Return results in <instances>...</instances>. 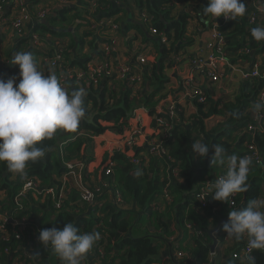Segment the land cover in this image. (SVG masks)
I'll list each match as a JSON object with an SVG mask.
<instances>
[{"label":"trees","instance_id":"16d2710c","mask_svg":"<svg viewBox=\"0 0 264 264\" xmlns=\"http://www.w3.org/2000/svg\"><path fill=\"white\" fill-rule=\"evenodd\" d=\"M91 1L76 0L74 4H70L71 6L66 5L58 9L57 15L51 20L66 23L64 27L56 29L41 23L35 28V32L38 33L69 38L62 52L63 61H56L53 67L46 63L38 68L46 75L55 73L58 78L60 70L69 75L66 83V90L69 92L84 88L86 114L76 131L57 130L53 138L39 142L37 146L44 148L46 155L35 163L28 162L25 176L16 174L12 179L14 174L9 171L6 163L0 162V191L5 195L4 199L0 200V213L11 220L5 224L6 233L11 235L17 229V226L11 223L13 220L22 217L29 222L32 220L20 238L11 237L9 241H4L0 232V264H61L52 248H45L38 240V235L42 229L53 227L62 229L68 222H72L81 232L100 233V240L82 264H213L214 256L209 249L212 243L209 230L215 228L219 221L228 215V202L213 199L212 191L208 196V202L202 204L196 194L207 181L214 183L225 170L216 165L209 168L213 155L211 149L208 156L201 159L196 156L191 146L195 141L209 145L222 144L228 154L242 156L245 143L255 144L261 162H252L247 190L237 193L234 206L239 209L245 207L250 200L264 197V115L261 122L256 125L257 131L252 132L247 128L253 121L252 106L257 102L259 91L264 87V79L258 77L243 79L233 100L221 101L219 109L218 102L212 100L210 91L206 89L207 102L202 104L195 101L196 114L193 119L172 128L170 137L165 141L167 153L158 159L163 165V177L158 176L156 168L155 175L149 176L150 165L146 168L143 158L135 165L131 161V156L127 157L118 152H114L100 170L89 171V164L93 159L92 137L105 131L122 133V130L128 127V120L135 109L145 108L148 115L153 117L152 125L157 127L158 121L155 117L158 115L165 117V113L157 115L155 111L159 100L164 97L165 87L169 82L165 67L172 66L171 56L176 60L184 47L191 44V40H186L184 36L190 15L179 13L172 17L173 0H96L94 13L89 14ZM208 2L209 0H201L200 5L192 11L202 21L218 22L217 31L221 36L223 56L233 63L241 62L248 65L261 56L260 68L263 72L264 41H255L251 36V29L264 26V11L255 12L256 21L249 27V14L254 7L246 5V13L235 21L223 20L222 16L218 18L204 16L203 9ZM261 3H264V0H261ZM133 8L138 13L147 14L151 26L157 32L166 35L165 43L160 42V37L151 38L156 44V56L152 60L143 65L131 63V69L140 75L142 86L137 93L133 90L136 83L129 84L125 79H118L116 75L104 77L96 84L85 80L77 81L73 70L84 69L92 58L83 54L84 38L87 35L83 33L77 36L78 30L104 17L113 18L119 14L125 17L129 14V20L119 18L123 20L124 28L119 24L118 32L122 34L135 28L144 37H148L143 26L134 18ZM119 20L115 22L119 23ZM96 40L97 38L93 37L90 42L92 50L96 49V43L93 44ZM57 42L52 44L49 50L39 48L30 52L34 58L42 55L44 58L52 59L59 45ZM245 48L248 50L246 53ZM99 54L100 56L96 54L95 56L99 58L98 60H103V53ZM192 56L189 54L191 62L195 58ZM12 77H16V80L22 78L19 65H12V60L8 64L0 61V79L7 81ZM233 113H238L239 118H235ZM212 114L225 115V122L210 131H205L204 119ZM235 141L236 145L232 147ZM138 153L139 151H135L132 156H138ZM73 160L84 164L83 177L91 188L99 180L107 184L95 194V204H89L75 188L66 191V198L59 209L54 206L56 199L52 198L51 194L45 197L34 196L32 191L27 193L29 201L33 202L32 205H29L26 197L20 200L22 208L15 204L14 198L27 178H32L41 188L51 187L57 195L60 186L57 179L64 170V163ZM109 161H112L114 166L110 173L105 174V164ZM137 170L142 173L139 177L136 175ZM116 192L120 193L126 206L116 205L114 198L110 196L111 194L114 197ZM156 195L163 199L162 206L154 205ZM225 223L226 220L215 232L220 240L222 237L219 234ZM30 224L34 228H31ZM142 225H149L153 231L141 229ZM176 233H180L178 239L173 241L172 238L169 241V237H175ZM243 242L244 240L233 242L227 247L221 255V264H245L246 261L239 255ZM172 244L175 257L172 254L162 255V250ZM178 252L184 255L179 257L176 254ZM249 256L254 257L255 264H264V251L252 249Z\"/></svg>","mask_w":264,"mask_h":264},{"label":"clouds","instance_id":"9594fccd","mask_svg":"<svg viewBox=\"0 0 264 264\" xmlns=\"http://www.w3.org/2000/svg\"><path fill=\"white\" fill-rule=\"evenodd\" d=\"M246 11V3L241 0H209L203 14L235 21ZM138 19L149 34L161 38L160 34L151 33L139 16ZM120 36L117 31L116 38ZM251 36L255 41H264V26L252 28ZM116 46L117 41L114 48ZM103 55L104 59L111 58L114 65L120 62L114 57V49L108 55L103 49ZM173 61H176L174 57ZM12 65H19L22 78L18 84L16 77L7 81L0 79V162L6 163L10 172L23 177L28 162L35 163L46 155L45 149L37 146L39 142L53 138L57 130H77L86 114V93L84 88L69 92L55 73L46 75L40 71L31 52L14 53ZM252 108L254 112H264V102H256ZM233 116L239 118L238 113H233ZM191 147L201 159L207 157L211 149V166L216 165L225 170L212 185L213 199L229 202L231 196L247 190L251 157L228 154L222 144L209 145L195 141ZM141 174L137 170V177ZM228 216L222 229L228 238L240 240L246 235L251 249L264 250V199L250 200L245 207L232 209ZM100 238L99 232H81L72 222L66 223L62 229H42L38 235V240L45 248H52L61 264H82ZM248 264H255L254 257H248Z\"/></svg>","mask_w":264,"mask_h":264},{"label":"crops","instance_id":"0c3cea01","mask_svg":"<svg viewBox=\"0 0 264 264\" xmlns=\"http://www.w3.org/2000/svg\"><path fill=\"white\" fill-rule=\"evenodd\" d=\"M75 1L76 0H26L31 19L25 22L24 27L20 32H16L12 27V20L19 13L16 0H0V61L8 64V62H11L14 53L18 51L30 52L33 49L39 48H42L43 50H49L52 44H56L57 41V44H67L69 41L68 37L57 38L56 36H51L48 33H38L35 32V28L41 23H45L47 26H52L56 29L64 27L66 23H60L56 21V24V22L51 19L57 15L58 9L66 5L71 6L70 4H74ZM243 2H245L246 5H250L251 7H258V11H261L260 8L264 11V3H261V0H244ZM200 3L201 0H173L171 6L172 17H176L179 13H188L190 15L187 21L184 36L186 40H191V44L184 47L185 49L178 57H176V61L172 64V66L169 67L166 65L165 73L168 75L169 82L166 84L164 97L159 100L157 106L155 107L156 114L158 115L160 110L169 104L170 100L174 99L176 102H178V105L181 108L187 123L191 121L193 116L196 114V106L192 101L183 96L181 85L184 81H186V79H195L202 86H205L207 90L210 91V97H212V100L218 102L217 109H219L222 104L221 101H231L238 93L240 84L243 81L241 69H246L248 66V63H233L230 60L229 63L233 65V67L219 63V69L225 73V77L221 78V80L215 83H212L208 78L203 77L202 74L191 71L192 65L189 54H192V57L200 55L201 58L207 59L210 54V49H208L206 45L207 43H214V30H217L216 23L218 24L216 21H202L197 17L196 13L192 11V9L196 8L198 5H200ZM41 11H45V16L42 18L38 16V13ZM132 12L134 14V18L139 21L137 15L138 12L134 8ZM128 15L129 14H126L125 17H122V15L119 14L113 16L111 19H115V21L119 20V18H122L123 20H129L130 16L128 17ZM42 20L45 22H41ZM123 20H119L120 25L123 23ZM143 28L145 34L148 35V37H144L135 28H131L126 33H122L121 36L118 37L117 46L114 48V57L117 61L126 59L130 63L133 61L137 62L136 56L141 52L148 59L155 56L154 47H156V44H154L151 38L156 36L149 34L148 29L144 25ZM83 33H86L87 35L84 38L85 44L83 47V54H86L87 57H92L90 61L98 60L99 58L95 56V54L100 56L99 52L103 53L104 41L103 39L101 40V36H105L102 35V32L99 28L91 29L86 26H83L78 30L77 36H81ZM88 33H90V35H88ZM93 37L97 38L96 42H93V44L96 43V49L94 50H92L89 46ZM100 40L101 42L99 43ZM171 57L173 59V56ZM257 58L262 57L258 56ZM35 59L38 62V67L46 63L45 58L42 55L36 56ZM235 67H240V69ZM141 86V81H137L136 85L133 87L134 92L137 93ZM152 119L153 117L148 115V112L145 108H138L135 109V112L129 118V125L122 130V133L105 131L97 136L92 137L93 159L89 164V171L95 172L100 170L103 167L104 162L111 155H113L114 152L122 153L125 156L130 157V155H132L135 151H139L138 157L143 158L145 167L149 168L150 165V168L148 169V175L154 176L156 168L158 170V176L160 175L163 177V165L158 161V159L164 156L157 153H151L149 151L150 144L148 143V140L156 136L157 129L152 125ZM224 122L225 115L212 114L204 119L205 131H210L215 126L223 124ZM137 128L140 129V134L134 135L132 144L128 146L126 141L131 135H133V131ZM238 135L240 136V132H238ZM234 145H236V141L231 146L233 147ZM230 150L231 149H229V151ZM60 151L61 147L59 148V152ZM196 156L198 155L196 154ZM156 164L158 165L156 166ZM212 167L213 166H209V168ZM13 174L14 175L12 179H14L16 176L15 173ZM57 180L59 183H61L64 178L60 175ZM32 195L34 194L32 193ZM4 197L5 195L0 191V200L4 199ZM25 197L28 201L30 200L27 194L23 198ZM154 199V204L162 206L164 203L163 199L158 195ZM259 199H264V197H260ZM32 204L33 202L29 201V205ZM126 205L127 204L124 206ZM230 211L231 210L228 211V214ZM2 215L3 214L0 213V217H2ZM225 218L227 222L229 216L227 215ZM179 234L180 233H176L173 241H175L176 238L178 239ZM219 235L222 237V240H220L215 233L217 244L215 246L216 249L214 254L211 253L214 256L213 264H221V255L225 252L227 247L231 246L233 242L237 243L239 241L245 240L246 238V235H244L242 240L235 241V239L228 238L227 233L223 230H221ZM161 254L165 256L172 254L175 257L174 245L172 244L169 248L163 249ZM176 254L179 257L184 255L183 253L179 252Z\"/></svg>","mask_w":264,"mask_h":264},{"label":"built area","instance_id":"2783aa9c","mask_svg":"<svg viewBox=\"0 0 264 264\" xmlns=\"http://www.w3.org/2000/svg\"><path fill=\"white\" fill-rule=\"evenodd\" d=\"M16 4L18 5L19 13L17 16L14 17L12 20V27L15 29L16 32H20L26 21L31 19L30 12L28 11V6L26 4V0H16ZM96 6V0H92L89 6V14H93ZM255 9L249 14V20H248V26L252 27L253 23L256 21V14L259 9L258 7H254ZM261 11H263L260 8ZM39 17L45 16V11H41L38 13ZM139 18L148 26L149 30L153 34H160L161 35V42H166V36L162 33H158L156 29L152 26H150V17H148L147 14L144 13H138ZM223 20H225L223 18ZM216 25H218L216 23ZM89 28L91 29H100L102 32L101 39L104 41V51L108 55L110 50L114 49V46L117 41V31L119 28V25L115 23L111 19L102 18L98 21H93L89 24ZM214 43H207L206 47L210 49V54L207 57V59H203L200 57V55H196L194 60L191 62V68L192 72H198L202 74L203 77L208 78L212 83L218 82L221 80V78L225 77V73L219 69V63L226 64L229 67H233L229 63V61L223 56V46L221 44V36L217 30H214ZM216 40V41H215ZM64 44H59L55 56L52 59H48L45 57L46 63L53 67L56 63V61H63V50ZM248 50L247 48L244 49V53H246ZM153 58L150 57L149 59L143 55L141 52L139 55L136 56V64L137 65H143L148 63ZM261 61L259 58L255 59L251 65L249 64L246 69H241V75L243 79H249V78H259L261 80L264 79V71L261 72ZM135 62V61H133ZM45 63V64H46ZM131 63L127 61L126 59L121 60L116 65L113 64L111 61V58L104 59V60H96V61H88V63L85 65L84 69H74L73 73L76 75L77 81L85 80L90 81L91 83L96 84L98 81H100L104 77H110L111 75H116L118 79H125L129 84L136 83L140 80V75L133 71L130 67ZM237 69H240V67H235ZM59 80L60 83L66 88V83L69 78V75L67 76L62 70L59 71ZM192 78V77H191ZM20 80H16V83L18 84ZM15 87V85H14ZM183 96L195 103H206L207 102V94H206V87L202 86L197 80L195 79H186L181 85ZM257 102H264V87L259 91V94L257 95ZM165 113V117H160L159 115L155 117L156 121H158L157 129H156V136L152 137L150 140H148L149 145V151L151 153H157L160 155H166V147H165V141L170 137V131L172 128H174L176 125L179 124H185L187 121L185 120V117L183 115V112L181 108L178 105V102H176L174 99L170 100L169 104H167L164 109H161L160 113ZM264 112H252L253 121H251L248 124V130L254 132L257 131L256 125L261 122V119L263 118ZM133 135L130 136V138L126 141L127 145L130 146L133 142L134 135L140 134V129H135L132 133ZM245 150L243 151V156H249L252 159L253 163H260L261 162V156L259 153V150L257 146L253 143L250 144H244ZM131 156V161L138 165L140 162V158L138 156ZM114 166V163L112 161H109L105 164V174H108L112 171V168ZM83 170H84V164L81 161L73 160V161H66L64 163V170L61 174V176L64 178V180L60 183V186L58 187L57 195H55L54 190L51 187L41 188L39 187V184L34 181L32 178H27L24 180L21 190L18 192V194L14 198V202L17 206H20L22 208V205L20 203L21 198H23L29 191H32L34 195H41V197H45L47 194H51L52 198H55L54 206L59 209L61 206L62 201L66 198V191L69 188H75L77 191L80 192L83 199H85L89 204H95V194L99 193L103 187H106L107 184L105 181L99 180L92 188L89 186L88 182L83 177ZM222 175V174H221ZM220 176V175H219ZM218 178V177H217ZM216 178V179H217ZM216 181V180H215ZM215 183V182H214ZM213 182L207 181L199 190V192L196 194L197 198L199 199L200 203L206 204L208 202V196L212 192V185ZM112 198H114V202L116 205L123 204V200L121 198V195L119 192L114 193L113 195L110 194ZM159 196V195H158ZM166 197V200L168 199L167 194L164 195ZM237 197V193L234 194L229 198V202L227 204L228 210L236 209L235 208V200ZM155 203V202H154ZM156 205V204H154ZM100 206V204H99ZM156 208V206H154ZM10 218L2 215L0 217V232L2 235V240L9 241L11 237L20 238L22 232L27 228L28 224L32 222V220L29 222L28 219L25 217H22L17 220H13L11 223L15 224L17 226V229L9 235L6 233L5 224L10 222ZM31 226V224H30ZM189 226V225H187ZM31 228H34L31 226ZM251 248L248 246V237L246 236L244 243L241 245L239 250V255L242 257L246 262L245 264H248V257L251 252ZM98 251L102 253V250L98 248ZM264 251V250H262ZM214 254V251L211 252ZM211 254V255H213ZM29 257L28 255H26ZM96 258V257H95Z\"/></svg>","mask_w":264,"mask_h":264},{"label":"water","instance_id":"95a60500","mask_svg":"<svg viewBox=\"0 0 264 264\" xmlns=\"http://www.w3.org/2000/svg\"><path fill=\"white\" fill-rule=\"evenodd\" d=\"M121 27H123V23L121 24ZM225 220H226L225 218L222 219V220H220L219 223L216 225L215 228L209 230V235H210L211 238H212V243H211L210 248H209L211 252L214 251V247H215L216 244H217V239H216L214 233L218 231V229L220 228V224H221L222 222H224Z\"/></svg>","mask_w":264,"mask_h":264},{"label":"rangeland","instance_id":"374dc122","mask_svg":"<svg viewBox=\"0 0 264 264\" xmlns=\"http://www.w3.org/2000/svg\"><path fill=\"white\" fill-rule=\"evenodd\" d=\"M154 50H155V47H154ZM259 60H262V58H259ZM173 63H174V61H173ZM153 207H154V206H153ZM140 227H141V229H148L149 231H153V228L150 227L149 225H142V226H140ZM172 238H174V236L169 237V241H170Z\"/></svg>","mask_w":264,"mask_h":264}]
</instances>
